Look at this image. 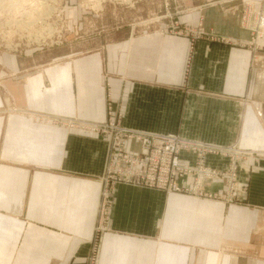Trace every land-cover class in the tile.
<instances>
[{
	"label": "crops",
	"instance_id": "crops-1",
	"mask_svg": "<svg viewBox=\"0 0 264 264\" xmlns=\"http://www.w3.org/2000/svg\"><path fill=\"white\" fill-rule=\"evenodd\" d=\"M190 1L181 34L136 11L87 49L85 33L30 61L0 53V264H264V0ZM108 100L127 127L241 154L206 155L229 172L200 194L116 183L103 199L108 141L91 126Z\"/></svg>",
	"mask_w": 264,
	"mask_h": 264
},
{
	"label": "rangeland",
	"instance_id": "rangeland-1",
	"mask_svg": "<svg viewBox=\"0 0 264 264\" xmlns=\"http://www.w3.org/2000/svg\"><path fill=\"white\" fill-rule=\"evenodd\" d=\"M198 1L206 4L212 0ZM190 2V0H0V53L3 51L14 53L30 61L49 49H62L68 43H78L85 33H88L86 35L88 40L86 42L84 38L81 39L83 44L80 49H87L96 46L98 42L102 44L105 34L112 28L135 22L130 20L131 14L136 11L142 14L136 17L137 22L147 21L140 24L145 28L161 27L160 23L164 20L162 27H178L179 30L176 31L181 34L179 31H185L186 27H181L177 15L180 16L191 8ZM142 7L145 9L143 12ZM240 18L244 23L247 17L242 14ZM41 31L48 36L42 42L35 37L29 38ZM102 221H106L105 218H102Z\"/></svg>",
	"mask_w": 264,
	"mask_h": 264
},
{
	"label": "built area",
	"instance_id": "built-area-1",
	"mask_svg": "<svg viewBox=\"0 0 264 264\" xmlns=\"http://www.w3.org/2000/svg\"><path fill=\"white\" fill-rule=\"evenodd\" d=\"M252 29L256 36L264 31V15L260 10ZM122 117L118 106L112 100H108L106 120L91 126L93 132L107 136L108 154L102 176L104 183L102 198L106 200L108 199L106 188L116 183L143 186L167 193L200 194L205 180L222 178L229 172L209 166L205 159L206 155L228 156L232 153L237 159L241 154L237 147L228 148L208 141L189 139L173 132L136 130L123 125ZM129 140L139 142L138 153L128 151L126 144ZM185 152L195 154L196 159L183 160L181 155ZM187 177H194L192 186L180 183L181 179ZM228 178V185L233 188L236 180L234 176ZM101 208H106L105 200L102 201Z\"/></svg>",
	"mask_w": 264,
	"mask_h": 264
},
{
	"label": "bare ground",
	"instance_id": "bare-ground-1",
	"mask_svg": "<svg viewBox=\"0 0 264 264\" xmlns=\"http://www.w3.org/2000/svg\"><path fill=\"white\" fill-rule=\"evenodd\" d=\"M147 21H144V22H142V23H146ZM31 24V23H30ZM27 25V24H26ZM26 27V26H25ZM46 29V28H45ZM44 29V30H45ZM44 30H43V32H44ZM43 32L41 31V32H38V33H36V34H33L32 36H29V38H31V39H33L34 37H35V39H37L38 41H41L42 42V40H45V38H47L46 37V35L45 34H43ZM42 33V34H41ZM38 41H36V42H38ZM44 42V41H43ZM12 74H15V73H12Z\"/></svg>",
	"mask_w": 264,
	"mask_h": 264
}]
</instances>
